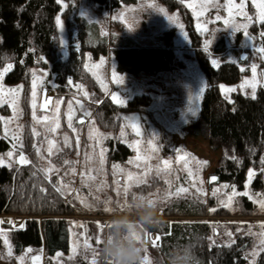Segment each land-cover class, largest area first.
Masks as SVG:
<instances>
[{
    "label": "trees",
    "instance_id": "trees-1",
    "mask_svg": "<svg viewBox=\"0 0 264 264\" xmlns=\"http://www.w3.org/2000/svg\"><path fill=\"white\" fill-rule=\"evenodd\" d=\"M90 1L118 10L140 0ZM159 1L170 8L179 9L190 47L206 80L197 114L186 117L181 122L179 131L181 135L185 132L201 135L207 139L211 149L220 150L212 173L216 177L215 181L227 185V189L235 188L237 193H244L249 170L255 173L248 184V195H236L234 201L235 213L254 214L257 211L256 200L264 198V86L256 87L255 99H252V93L239 89L230 92L229 96L220 89V82H235L243 73L248 72V66L241 67L240 64L254 53V48L247 43L243 48L245 55L240 57L242 33L236 32L232 43L236 45V60L227 59L222 54L218 66H214L208 55L209 48L205 51L204 31L194 26L192 10L186 5V1ZM6 10L12 12L13 16H0V72L8 64L12 67L3 74L1 81L18 90L16 95L22 105L21 117L27 118L30 115L29 101L35 79L39 78L36 83L37 91L41 87H50L55 92L53 101L61 98L62 103L66 98L71 103L75 92H79V85L83 84L89 93L84 97L83 107H76L72 114L73 125L83 124L85 127L93 121L97 126L107 129L106 132H110L105 137L108 143L107 160L129 162L133 134L128 112L140 116H144L143 112L151 114L149 103L152 96L144 91L134 92L121 105L118 100L112 99L109 91L104 90L100 80L87 67L86 59L88 56L96 58L110 53L118 72L160 80L164 72L174 70L183 63L176 55L174 27L161 29L157 34L158 40L155 41L138 39L119 30L107 31L98 21L79 15L76 5L61 7L57 0H18L9 3ZM58 15L63 21L73 25L79 38L77 44H69L65 52L59 34ZM261 33H264V23H260L259 18L252 17L247 22V35L253 39V43L264 48V36ZM220 48L223 50L226 45L223 43ZM78 96L83 98L80 92ZM88 111L89 118L85 115ZM9 112L7 102L0 104V117L4 118L0 120V151L8 148L12 139L9 133L8 138H4V121ZM152 115L154 116L153 113ZM79 116L87 119L81 123L76 121ZM58 124L55 133L63 137L60 135L62 123ZM157 127L161 152H181L185 156H191V151L183 142H176L171 138L172 128H166L163 124ZM21 130L18 148L27 154L30 163L19 164L12 161L0 166V213L30 214L25 218L23 226L7 231L12 251L19 254L26 247L43 248L44 264H89L90 250H86L81 244L73 257H65L70 249V221L64 214L74 211L77 204L57 187L54 173L48 174L37 159L33 146L34 135L28 124L23 123ZM67 137L73 138V133ZM84 139L81 142V154ZM20 144L23 146L20 147ZM58 146L56 142L54 153ZM70 148L76 150L77 147L73 143ZM8 163L12 166L8 167ZM160 178L163 180V176L158 177V182H161ZM184 180V175L177 176L173 188L182 186ZM187 188V193L167 196L168 198L161 200L160 215L164 224L160 230L155 231L159 235V240L153 246L156 256H162L177 243L191 242L203 264H245L247 249L251 241L256 240L255 233L237 230V223L224 225L200 219L204 214L232 212L223 202H218L216 197ZM212 209L215 211H211ZM170 216H195L198 219L182 221L170 219ZM246 225L248 227L246 223L239 226ZM227 226L234 228V235L226 230ZM106 230L107 226L101 234L99 229L100 239ZM90 233L95 236V229H90ZM100 246L101 243L96 244L98 252ZM59 258L61 261L57 263L55 259ZM96 259L99 264V254ZM255 262L264 264V245L258 250Z\"/></svg>",
    "mask_w": 264,
    "mask_h": 264
},
{
    "label": "rangeland",
    "instance_id": "rangeland-1",
    "mask_svg": "<svg viewBox=\"0 0 264 264\" xmlns=\"http://www.w3.org/2000/svg\"><path fill=\"white\" fill-rule=\"evenodd\" d=\"M14 1L18 0H0V16L3 18H11L13 16L12 12L7 11L6 8L9 3ZM57 1L61 7L72 4L76 5L79 15H84L90 20L98 21L107 31L113 29L115 31L128 32L138 39H152L156 41L158 40L157 34H159L161 29L173 26L175 31L173 40L176 55L183 62L176 69L164 72L160 80H155L152 78L134 77L127 73L118 72L114 68V59L110 53L96 58L88 56L86 59L87 67L100 80L104 90L109 91L112 97L116 95L118 101H124L126 97L139 91L148 92L152 96L149 106L152 108V113L155 117L152 113L147 114L143 112L144 116H140L137 113L128 112V115L130 114L128 117L130 127L133 123H138L141 134L137 135L136 131L131 127L133 149L130 153L131 156L128 154L130 158L127 163L126 161L118 162L111 161L110 159L109 161L107 160L106 152L108 143L105 141V137L110 133L106 132L107 129L97 126L93 121L89 122L85 127L83 124L75 126L73 125V121H71L72 127L70 128L68 126L69 98H66L63 103L61 98L53 101L52 97L55 92L50 87H41L37 91L36 83L39 81V78L35 79L32 83L29 117H21L22 105L16 95L17 93L14 96L8 97L9 102L7 104L10 107V112L6 120L9 122L7 125L9 129L8 133L11 136L15 133L19 137V141L11 139L9 147L4 151H0V157H5L6 162H16L19 154L22 152L27 160L29 159L27 154L18 148L22 134L21 127L23 123H27L32 132L35 129L39 133V135L33 136V146L37 159L43 165L44 170L51 169L47 173H54L57 187L66 195H69V198L73 199L77 204L74 211L64 214L65 218L70 221V249L65 257H73L75 254L73 253V247H76L77 251L79 244L84 246L85 238L88 239V243L92 248L98 252L96 237L98 236L100 225L107 226L115 212L122 209L125 198L128 197L129 193H144L151 195L153 198L164 200L168 198V192H175L177 188L181 187L173 188V185L177 176L184 175L183 187L192 188L196 192H198L197 189H201L199 193H204L206 196H212L214 198L216 197L218 202H223L232 212L230 214H204L203 217H199L200 219L215 223H224V225H228L231 222L239 225L241 223L248 224V227L247 225L244 227L238 225L236 229L255 233L256 240L251 241L247 249V261L245 264H256L257 252L264 245L262 243L264 241V208L261 207L260 203L264 201V198L260 197L257 200L255 199L257 211L254 214L244 215L235 213L236 203L234 201L236 195L232 196L230 203L228 201V197L232 194L233 189H227L224 187V184L212 181V177H215L212 171L218 160L220 150L211 149L208 146L207 139L201 135H196L191 132H185L181 135L179 131L181 122L186 117H194L197 114L200 97L206 85L204 72L198 65L190 47L179 9L177 7L170 8L159 0H140L136 4L125 5L118 10H112L108 6L99 5L90 0ZM185 1L186 5L192 10L194 26L197 29H202L204 31L205 41H209L208 55L210 61L215 59L219 62L222 59V54L227 59L236 60V45L232 44L234 43L236 32L242 33V41L239 44L240 49H242L240 57L245 55L243 48L246 47L247 43L254 48V53L240 64L241 67L248 66V72L243 73L241 78L235 82H220V89L223 85L225 89H239L252 93V88L245 85V81L252 82L253 80L257 82L256 87L259 85L264 86V75H262L264 74V58H262L264 57V53L257 51V49L262 47L253 43V39H249L250 36H245L244 34L245 30L247 31V22L249 21L245 18V15L258 18L259 10L254 6L253 0H244L243 14L237 12L235 8H232L231 15L229 14L228 7H226V5H229V0H219L218 2L215 0H210V2L209 0ZM258 2L259 0H257ZM235 3L239 5L241 0H235ZM201 5H204V7H201ZM57 17L61 44L65 52L69 44H77L79 40L78 33L74 30L72 24L63 21L60 15ZM217 17H220V19H217ZM225 20L228 21L227 24ZM234 28H238V30L234 31ZM223 43L226 45V48L221 50L220 47ZM253 65L256 66L255 77H253L251 71ZM114 71L118 76L123 78V83L117 84L114 82ZM34 83L36 92L35 115L37 118L48 117L47 121L41 123H38L37 119L33 118ZM0 85L4 89H16L13 85L3 84L1 80ZM81 85H79L78 90L83 95V98L78 96L79 92H75L77 95L74 94L72 97L71 115L76 111V107H83L85 93H89L86 86ZM222 92L226 96L230 94V92L223 90ZM45 101H49L47 107H43ZM57 102H59L58 108ZM86 117L89 118V115ZM86 117L79 116L76 121L84 122L87 119ZM54 122L62 123L60 135L63 137L48 130V126L55 127ZM160 124H163L166 128L173 129L171 138L176 142H183L186 148L191 151L190 157L185 156L181 152L172 154L170 152L165 153L160 151L157 127ZM72 133L73 138L67 137ZM65 138H67V143L65 142ZM82 138L84 139V147L81 154ZM49 140L54 141V146L56 142L59 145L55 153L52 149L51 155L48 153ZM77 140L79 141L78 143ZM14 143L17 144L15 149H13ZM73 143L77 147L76 150L70 148ZM9 151L15 153L11 160L7 158ZM101 151H103V157H101ZM181 156L184 159H180ZM65 161L68 163H65ZM164 161H168V167H165L163 164ZM138 164L140 165L139 167H137ZM189 171L192 173L191 176H189ZM128 174H132L133 181H127ZM89 175L95 177V179H89ZM161 175L163 176V180L160 178L161 182H158V177ZM136 180H140L141 182L137 184L135 182ZM117 181H119V184H117ZM250 181L248 172L243 192L248 191ZM126 183L131 185L127 195L123 192ZM193 183H195V187H193ZM118 188L120 195H117ZM217 189L219 191L214 196L213 192ZM235 191L237 192L236 189ZM106 209H110V211ZM28 216L30 214L0 213V221H3L0 224V264H31V260H33L31 253L40 251L41 248L32 249L31 247H26L17 255H14L12 251L7 231L15 227L23 226L24 220ZM36 216L41 217L42 215ZM169 218L182 221L198 219L195 216H170ZM80 225H83V227H80ZM227 227L226 230L234 235V228ZM90 229L92 231L95 229V236L91 235ZM213 229L214 232L217 231L216 226ZM5 235L10 245L11 255H8L9 247L4 244ZM158 236L156 232L150 236L148 246L149 260L157 257L153 247V239ZM28 249L32 251L29 252ZM254 253L255 255H253ZM92 258L90 251L89 260L91 261ZM55 261L60 263L61 260L59 258V260L55 259ZM32 262L36 263L37 261L33 260ZM99 264H102L101 257Z\"/></svg>",
    "mask_w": 264,
    "mask_h": 264
},
{
    "label": "clouds",
    "instance_id": "clouds-1",
    "mask_svg": "<svg viewBox=\"0 0 264 264\" xmlns=\"http://www.w3.org/2000/svg\"><path fill=\"white\" fill-rule=\"evenodd\" d=\"M160 206V198L129 193L107 224L98 252L102 264H203L191 242L177 243L162 256L148 259L150 236L164 224Z\"/></svg>",
    "mask_w": 264,
    "mask_h": 264
},
{
    "label": "snow or ice",
    "instance_id": "snow-or-ice-1",
    "mask_svg": "<svg viewBox=\"0 0 264 264\" xmlns=\"http://www.w3.org/2000/svg\"><path fill=\"white\" fill-rule=\"evenodd\" d=\"M209 2H210V0H209ZM253 3H254V6L257 7V9L259 10V13H258L259 22H260V23H264V0H259L258 3H257V0H253ZM201 7H204V5H201ZM226 7H228V10H229V14H230V15L232 14V8H235L237 12L243 14L244 0H241V3H240L239 5H237V4L235 3V0H229V5H226ZM245 18H246L247 20H249V21L252 20V17H250V16H246V15H245ZM217 19H220V17H217ZM58 22H59V21H58ZM225 23L227 24L228 21L225 20ZM233 30H234V31H237L238 28H234ZM244 34H245V36H247V31H246V30H245V33H244ZM261 35L264 36V33H261ZM249 39H251V37H249ZM208 44H209V41H205V51H208ZM257 51L260 52V53H264V48L257 49ZM262 58H264V57H262ZM211 62H212V64H213L214 66H218V61H217V60L213 59ZM11 67H12V65H11V64H8L7 67H5V68L3 69L2 72H0V80H2V78H3V74L6 73L7 71H9V70L11 69ZM242 70H243V69H242ZM251 71H252V73H253V77H255V75H256V66H255V65L252 66ZM262 75H264V74H262ZM113 80H114V82L117 83V84H119V83H123V78H122L121 76H118V75L115 73V71L113 72ZM69 83H71V81H69ZM256 84H257V82H256L255 80H253L252 82L245 81V85H247V86H249V87L252 88V99H255V98H256V96H255ZM242 87H243V85H242ZM33 89H34V90H33V104H32V107H33V110H34V111H33V118H34V119H37V122H38V123L45 122V121L48 120V117L37 118L36 115H35V108H36V103H35V97H36L35 83L33 84ZM221 89H222L223 91H226V92H232V91H235V89H232V88H227V89H225L223 85L221 86ZM17 92H18L17 89H4V88L2 87V85H0V104H3V103H5V102H9V101H8V97H10V96H14ZM5 93H7V95H5ZM85 95H87V94L85 93ZM112 99H113L114 101L117 100V96H116V95H113ZM48 103H49V101H45L43 107H47V104H48ZM77 103H79V101H77ZM119 103H120L121 105H123V104H124V101H123V100H120ZM58 105H59V102H57V108H58ZM71 110H72V105H71V103H69V115H68V121H69V124H68V126H69L70 128L72 127V124H71V121H72ZM14 111H15V108H14ZM85 115H89V114H88V113H85ZM125 119H127V118H125ZM0 120H4V118H3V117H0ZM80 122L82 123L83 121H80ZM8 123H9L8 121H4V138H6V139L8 138V132H9V129H8V126H7ZM54 123H55V122H54ZM46 126H47V125H46ZM58 127H59V124H58V123H55V127L48 126V130H49L50 132H55L56 128H58ZM131 127L136 131V134H137V135H140V134H141V133H140L139 126H138V123H133V124L131 125ZM73 131H75V129H73ZM33 135H39V133H37V132L35 131V129H33ZM121 135L123 136V132L121 133ZM12 139H13V140H16V141H19V137H18L15 133L12 134ZM65 142L67 143V138H65ZM78 142H79V141L77 140V143H78ZM48 143H49L48 153H49V155H51V154H52V149H53V147H54V141L49 140ZM22 146H23V145L20 144V147H22ZM16 147H17V144L14 143V144H13V149H15ZM38 151H39V149H38ZM14 155H15V153H14L13 151H9V152L7 153V158H8L9 160H11V158H12ZM101 157H103V151H101ZM180 159H184V157L181 156ZM16 162L19 163V164H27V163H30V161L27 160V158L23 155L22 152L19 154V157H18V159H17ZM5 163H6L5 157H0V166L4 165ZM65 163H68V162L65 161ZM130 163H132V162L130 161ZM163 164L165 165V167H168V166H169L168 161H164ZM7 166H8V167H11L12 164H11V163H8ZM139 166H140V165L138 164L137 167H139ZM185 166L187 167V165H185ZM114 167H115V166H114ZM45 171H46V172H47V171H51V169H47V170H45ZM73 171H74V170H73ZM158 171H159V170H158ZM191 175H192V173L189 171V176H191ZM254 175H255V173H254L252 170H249V181L252 179V177H253ZM88 178H89V179H95V177H92L91 175H89ZM133 180H134V178H133L132 174H128V175H127V181L131 182V181H133ZM215 180H216V177H212V181H215ZM135 182L138 184V183H140L141 181H140V180H136ZM117 184H119V181H117ZM130 186H131V185L128 184V183L125 184V187H124V189H123V192H124L125 195H127ZM193 187H195V183H193ZM224 187L227 188L228 186L225 185ZM58 190H59V189H58ZM188 191H189L188 188L181 186V187L177 188V189L175 190V192H171V191L168 192V193H167V196H168V197L179 196L180 194H182V193H187ZM197 191L199 192V191H201V189H197ZM217 191H219V189L214 190V192H213V195H214V196L216 195V192H217ZM117 195H120V190H119V188L117 189ZM235 195H244V196H247L248 193H247V192H244V193H237V192L235 191V188H233V190H232V194L228 197V201H229V203L231 202L232 196H235ZM250 198H251V197H250ZM260 203H261V207L264 208V201H261ZM225 206H227V205H225ZM106 210H107V211H110V209H106ZM211 211H215V209H212ZM2 223H3V221H0V224H2ZM80 227H83V225H80ZM104 227H105L104 225H100V233H101V234L103 233ZM229 235H231V234H229ZM96 240H97V243H102V239H100V236H99V235L96 237ZM158 240H159V237H156L155 239H153V244H155ZM262 243H264V241H262ZM4 244H5L6 246L9 247L8 255H11V249H10V245H9V242H8V239H7V236H6V235L4 236ZM84 248H85L86 250H90L91 253H92V257H93V258L91 259L90 264H97V259H96V257L98 256V253H97L96 250H95L94 248H92V246L88 243V239H87V238H85V241H84ZM28 251L31 252L32 250H31V249H28ZM75 252H76V247H73V253H75ZM57 255L59 256L60 254L58 253ZM253 255H255V253H254ZM32 259H33V260H38L39 257H33ZM146 264H148L147 261H146Z\"/></svg>",
    "mask_w": 264,
    "mask_h": 264
},
{
    "label": "crops",
    "instance_id": "crops-1",
    "mask_svg": "<svg viewBox=\"0 0 264 264\" xmlns=\"http://www.w3.org/2000/svg\"><path fill=\"white\" fill-rule=\"evenodd\" d=\"M46 88V87H45ZM48 89V88H47ZM17 255V254H14ZM31 256L33 257H39L36 263L32 262L33 260H31V264H43L44 263V253H43V248L40 249V251H35L31 253ZM31 259V258H30Z\"/></svg>",
    "mask_w": 264,
    "mask_h": 264
}]
</instances>
